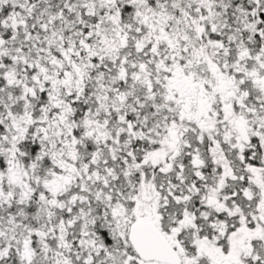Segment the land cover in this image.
I'll use <instances>...</instances> for the list:
<instances>
[{
	"label": "snow or ice",
	"instance_id": "snow-or-ice-1",
	"mask_svg": "<svg viewBox=\"0 0 264 264\" xmlns=\"http://www.w3.org/2000/svg\"><path fill=\"white\" fill-rule=\"evenodd\" d=\"M0 264H264V0H0Z\"/></svg>",
	"mask_w": 264,
	"mask_h": 264
}]
</instances>
